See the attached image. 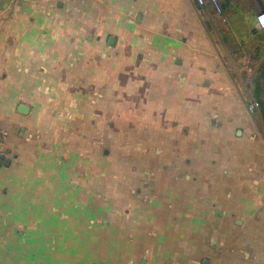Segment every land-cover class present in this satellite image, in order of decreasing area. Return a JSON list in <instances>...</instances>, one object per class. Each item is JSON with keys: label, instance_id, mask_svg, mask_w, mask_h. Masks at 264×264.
<instances>
[{"label": "crops", "instance_id": "crops-1", "mask_svg": "<svg viewBox=\"0 0 264 264\" xmlns=\"http://www.w3.org/2000/svg\"><path fill=\"white\" fill-rule=\"evenodd\" d=\"M262 10L0 0V264H264Z\"/></svg>", "mask_w": 264, "mask_h": 264}, {"label": "built area", "instance_id": "built-area-1", "mask_svg": "<svg viewBox=\"0 0 264 264\" xmlns=\"http://www.w3.org/2000/svg\"><path fill=\"white\" fill-rule=\"evenodd\" d=\"M222 1L223 0H196V2L201 6L205 5L206 3H210L215 8L218 14L221 13V2ZM262 16H264V10L258 12L256 16V21H257L258 26L264 29V24H261L260 22V17ZM258 107H259V103L257 101H253L252 103L248 104L246 109L249 112H254L255 110H257Z\"/></svg>", "mask_w": 264, "mask_h": 264}, {"label": "rangeland", "instance_id": "rangeland-1", "mask_svg": "<svg viewBox=\"0 0 264 264\" xmlns=\"http://www.w3.org/2000/svg\"><path fill=\"white\" fill-rule=\"evenodd\" d=\"M234 73H235V72H234ZM237 73H238L239 77L241 76V74L244 75V73L241 72V71H237ZM237 78H238V77H237ZM237 78H236V80L238 81L237 83H238V85H240V80H239L240 78H238V79H237ZM240 88H241V87H240Z\"/></svg>", "mask_w": 264, "mask_h": 264}, {"label": "clouds", "instance_id": "clouds-1", "mask_svg": "<svg viewBox=\"0 0 264 264\" xmlns=\"http://www.w3.org/2000/svg\"><path fill=\"white\" fill-rule=\"evenodd\" d=\"M261 24H264V16L260 17Z\"/></svg>", "mask_w": 264, "mask_h": 264}, {"label": "trees", "instance_id": "trees-1", "mask_svg": "<svg viewBox=\"0 0 264 264\" xmlns=\"http://www.w3.org/2000/svg\"><path fill=\"white\" fill-rule=\"evenodd\" d=\"M259 103V102H258ZM259 105H262V104H259Z\"/></svg>", "mask_w": 264, "mask_h": 264}]
</instances>
